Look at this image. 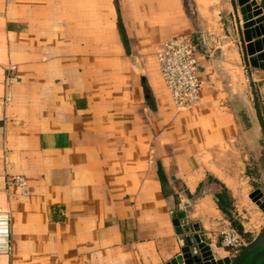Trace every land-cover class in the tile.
I'll list each match as a JSON object with an SVG mask.
<instances>
[{"label": "crops", "instance_id": "1", "mask_svg": "<svg viewBox=\"0 0 264 264\" xmlns=\"http://www.w3.org/2000/svg\"><path fill=\"white\" fill-rule=\"evenodd\" d=\"M239 8L0 0V264H168L185 229L216 259L233 258L224 225L247 244L260 234L250 194L264 193V131ZM180 35L205 58L199 103L179 110L157 52ZM263 76L252 69L264 118Z\"/></svg>", "mask_w": 264, "mask_h": 264}, {"label": "water", "instance_id": "2", "mask_svg": "<svg viewBox=\"0 0 264 264\" xmlns=\"http://www.w3.org/2000/svg\"><path fill=\"white\" fill-rule=\"evenodd\" d=\"M185 1L188 3L190 0ZM232 2L236 10L240 7L242 24L240 25L239 36L252 87L254 104L264 131V118L258 101L256 86L252 78L253 68L264 71V36L258 38L264 35V0H232ZM256 16L257 18H255ZM208 36H210L208 33L202 34V41L200 37L197 36V41L204 42L207 47L206 49H209L213 43L212 40H209ZM250 198L264 212V193L260 189H256L250 194ZM175 222L177 223V220H175ZM182 231L183 229L179 230L180 233ZM187 232L188 229H185V234H181L179 237L183 252L181 255L177 256V258L170 260L168 264H256L258 260L264 258V228L260 234L245 245L236 256L218 260H216L210 247L203 242L199 236L195 234H186ZM8 235V216L6 213H0V241L8 243ZM250 255L251 259L246 263V259Z\"/></svg>", "mask_w": 264, "mask_h": 264}, {"label": "built area", "instance_id": "3", "mask_svg": "<svg viewBox=\"0 0 264 264\" xmlns=\"http://www.w3.org/2000/svg\"><path fill=\"white\" fill-rule=\"evenodd\" d=\"M162 77L169 87L176 107L189 108L199 103L203 82L198 78L205 58L200 45L191 35H180L166 40L157 52ZM13 181L25 184L21 176ZM222 245L232 256L247 244L243 236L230 223L221 228Z\"/></svg>", "mask_w": 264, "mask_h": 264}, {"label": "trees", "instance_id": "4", "mask_svg": "<svg viewBox=\"0 0 264 264\" xmlns=\"http://www.w3.org/2000/svg\"><path fill=\"white\" fill-rule=\"evenodd\" d=\"M216 197L218 199V203H219V206L221 209H224L225 207V203L228 201V191L223 188L221 191H219L217 194H216ZM251 259V255L246 259V263H248ZM256 264H264V258L258 260V262Z\"/></svg>", "mask_w": 264, "mask_h": 264}, {"label": "bare ground", "instance_id": "5", "mask_svg": "<svg viewBox=\"0 0 264 264\" xmlns=\"http://www.w3.org/2000/svg\"><path fill=\"white\" fill-rule=\"evenodd\" d=\"M216 260H218V259H216Z\"/></svg>", "mask_w": 264, "mask_h": 264}]
</instances>
